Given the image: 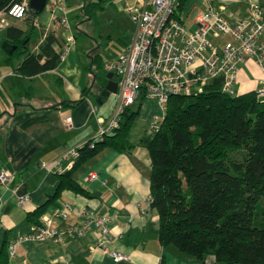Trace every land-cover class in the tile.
Masks as SVG:
<instances>
[{"label": "crops", "instance_id": "0c3cea01", "mask_svg": "<svg viewBox=\"0 0 264 264\" xmlns=\"http://www.w3.org/2000/svg\"><path fill=\"white\" fill-rule=\"evenodd\" d=\"M51 1L36 15L29 6L24 19H11L9 26L0 30L3 42L0 43V172L7 170L13 175L8 189L0 186V264H223L211 258L200 263L174 247H163L159 241V215L149 204L152 164L143 147L126 152L106 147L82 164L71 178L65 176L72 169L67 162L62 163L61 171H53L57 169L56 160L69 148H78L94 139L99 122L109 119L116 107L107 108L112 95L102 105L95 102L108 80L97 84L92 65L97 55H93L91 48L96 44L92 34L98 30L94 27L98 23L85 17L81 8L101 3L102 10L105 5L112 7L116 18L123 20L130 16L128 5L146 9L151 5L149 0H67L64 8H53ZM254 5L264 10V0L214 1V6L231 23L249 17ZM207 6L206 0H183L174 19L186 32L194 31L197 17ZM11 29L22 31L28 54H38L49 35L55 38L53 48L59 54L68 49L69 37L73 36L74 44L54 71L24 76L19 67L27 54L9 61L17 50L9 37ZM80 30L88 39L89 68L84 56L79 55L76 31ZM209 39L218 52L229 43L238 44L225 34L211 35ZM182 40V36L177 38L180 44ZM133 41L134 37L121 54ZM6 43L16 46L12 54L3 49ZM263 75L255 60L240 63L237 94L255 92ZM129 109L141 113L131 131L130 141L134 144H138L153 122H161L166 113L155 99L140 100ZM68 118H72V127L66 125ZM92 173H97L96 180L89 179ZM61 176L65 180L62 186ZM15 187L30 195L25 207L18 205L12 193ZM65 205H69L68 218L63 220L56 213L64 210ZM86 212L110 218L105 244L100 245V230H91L78 239L19 244L15 258H10V242L29 234L43 216L51 217L52 226L62 230L80 226ZM111 252L121 253L125 258L114 261Z\"/></svg>", "mask_w": 264, "mask_h": 264}, {"label": "trees", "instance_id": "16d2710c", "mask_svg": "<svg viewBox=\"0 0 264 264\" xmlns=\"http://www.w3.org/2000/svg\"><path fill=\"white\" fill-rule=\"evenodd\" d=\"M20 1L0 0V12ZM102 8L101 3L88 4L81 13L97 21ZM22 34L9 31L17 45L9 61L27 54L20 74L34 77L60 65L63 53L54 50L53 36L38 54H28ZM222 87L218 78L196 96H171L160 130L150 136L149 128L138 144L130 134L139 113L128 109L124 115L129 120H121L120 128L94 146H83L65 176L71 178L106 147L117 152L143 147L151 159L152 208L159 215L163 247L200 263L211 258L223 264H264V103L255 92L231 95ZM233 152L243 156L232 160Z\"/></svg>", "mask_w": 264, "mask_h": 264}, {"label": "built area", "instance_id": "2783aa9c", "mask_svg": "<svg viewBox=\"0 0 264 264\" xmlns=\"http://www.w3.org/2000/svg\"><path fill=\"white\" fill-rule=\"evenodd\" d=\"M215 0H206L208 9L196 20V29L186 32L184 27L174 19L181 0H149L150 9L138 5H128L132 20L136 23L133 44L120 56L111 58L105 63V71L115 72L120 77L118 102L113 115L107 120H101L98 133L92 140V146L115 132L121 125L124 113L140 100L155 99L166 112L171 96H196L204 91L205 86L213 80L223 79V92L237 94L239 64L248 59L255 60L264 72V10L254 5L249 17L233 23L214 6ZM52 7L64 8L65 0H52ZM29 11V0H21L0 12V30L6 29L11 19H24ZM230 35L238 45L227 44L220 52L212 45L209 37ZM182 36L180 44L177 38ZM69 45L63 52L62 60L74 44L73 36L68 39ZM208 52V54H206ZM258 100L264 102V75L255 91ZM163 121V120H162ZM161 122H153L147 133L152 136L161 128ZM66 125L72 127V118L66 120ZM69 148L54 163L56 170L61 171V165L67 162L73 167L80 157V149ZM46 167V164H42ZM12 173L7 170L0 172V186L8 189L12 182ZM97 173H92L90 180H96ZM12 193L16 196L18 205L25 207L30 195L20 193L15 187ZM152 198L149 204L152 206ZM58 211L56 216L66 220L67 209ZM109 217H98L94 213H84L80 226L57 230L52 226L53 219L43 216L31 232L17 237L9 244V256L13 260L19 244L25 242H43L50 239H78L88 231L100 230L101 244L107 242L110 232ZM114 261L125 258L121 253L111 252Z\"/></svg>", "mask_w": 264, "mask_h": 264}, {"label": "rangeland", "instance_id": "374dc122", "mask_svg": "<svg viewBox=\"0 0 264 264\" xmlns=\"http://www.w3.org/2000/svg\"><path fill=\"white\" fill-rule=\"evenodd\" d=\"M105 6L106 9L100 11L99 15L97 16L96 22L98 24L94 25V27H97L98 30L92 34V37H94L96 41L95 46L91 48L93 49L92 53L93 55L98 56L97 62H95L94 61L95 58H93L92 65L94 67L93 71L96 74L95 76L98 80L97 81L98 85L103 84L106 81V77L108 75V73L103 69L104 63L109 59L113 58V56L114 58L116 56H120V54L124 51L126 46L132 42L136 32V23L131 19L130 16L126 17L123 20H119L116 18L117 13L113 10V8L107 5ZM82 31L81 30L78 31L77 34L78 50L80 52L79 55L84 56L83 58L86 61L87 67L89 68L91 61L89 59V53L87 51V49L89 48V45L87 44L88 39H87V35ZM4 35L5 33H3L2 37H4ZM0 43L2 44L3 42L0 41ZM113 73L116 74L115 72ZM117 102H118V95H112L109 104L107 106L108 110H111L113 107H115V105H117ZM101 107L103 106H100V108ZM137 118H139L138 120L141 119V113L140 115H138ZM128 120H129L128 117L124 115L123 121H128ZM133 128L134 125H132L131 130ZM130 136H132V134H130ZM242 156H243V152H233L231 154V159L237 160Z\"/></svg>", "mask_w": 264, "mask_h": 264}, {"label": "water", "instance_id": "95a60500", "mask_svg": "<svg viewBox=\"0 0 264 264\" xmlns=\"http://www.w3.org/2000/svg\"><path fill=\"white\" fill-rule=\"evenodd\" d=\"M47 1L48 0H30L29 6L31 9V12L38 13V14L42 13L44 9L46 8ZM3 49L7 53L12 54L14 50L16 49V46L12 45L11 43H6V44H3ZM107 79H108V84L102 90L100 97L96 99V103L98 105H102L104 103V99H108L111 95H116L118 93L120 77L110 72L107 75Z\"/></svg>", "mask_w": 264, "mask_h": 264}, {"label": "clouds", "instance_id": "9594fccd", "mask_svg": "<svg viewBox=\"0 0 264 264\" xmlns=\"http://www.w3.org/2000/svg\"><path fill=\"white\" fill-rule=\"evenodd\" d=\"M112 73H113V72H112ZM119 85H120V84H119ZM117 94H118V93H117ZM120 127H121V125H120ZM120 127H119V128H120ZM113 133H114V132H113ZM91 142H92V140H91L90 142H87V143H91ZM87 143H86V144H87ZM86 144H84L83 146H85Z\"/></svg>", "mask_w": 264, "mask_h": 264}]
</instances>
